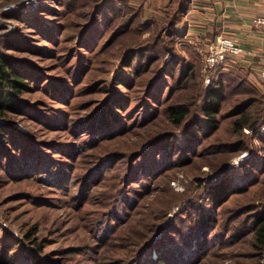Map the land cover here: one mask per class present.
<instances>
[{
    "label": "trees",
    "instance_id": "obj_1",
    "mask_svg": "<svg viewBox=\"0 0 264 264\" xmlns=\"http://www.w3.org/2000/svg\"><path fill=\"white\" fill-rule=\"evenodd\" d=\"M186 3L149 0L145 6V0H52V7L41 6L38 12L55 18L48 27L53 32L35 33L39 41L47 40L56 47L41 49L31 36L18 32L0 39V185L39 178L55 165L47 154L57 150L66 159L75 154L94 157L92 167L78 175H64L66 164L52 177L57 185L76 186L80 197L87 196L111 162L127 157L130 169L122 185L103 189L97 208L90 211L92 229L100 235L108 234L113 222L135 223L137 248L123 264H204L235 245H248L236 255L258 259L264 253V209L259 210L255 203L264 201V132L259 134L263 149L256 148L243 163L230 164L233 156L251 150L244 128L258 132L264 126V92L247 80L246 71L235 66L216 67L205 84L197 54L184 57L176 47L175 26ZM37 13L33 21L41 24ZM97 28H110V33L94 53V61L104 67L108 60L118 59L124 73L108 83L89 75L81 88H71L73 81L82 83L87 68L82 78L76 76L85 65L80 59L85 57L87 38ZM67 30L68 38L61 37ZM70 35L74 36L71 45L59 53L62 38L68 41ZM10 50L44 60L60 56L68 60L60 75L50 77L27 58H13ZM168 54L171 60L166 64ZM80 92L90 98L73 105L71 113L61 109V115H56L54 103L68 104ZM101 92L108 94L103 100L95 97ZM37 93L50 99L36 97ZM18 117L33 121L39 129L20 131L14 126ZM222 122L230 128L229 137L218 130ZM43 128L63 130L72 141L40 140L37 130ZM116 135L123 140L133 136L131 141L137 147L126 152L108 146L106 154L97 153L101 143L106 146ZM140 146L147 148L139 151ZM206 166L214 175L201 177ZM178 167L188 178L182 182L183 190L170 185ZM163 176L161 191L167 194L163 206L140 214V195L160 188L152 185ZM258 182L250 197L231 202L232 196L247 192ZM169 213L171 217L166 219ZM147 233L141 241L140 235ZM29 234L25 239L33 244L36 234ZM22 246L20 241L13 243L0 236V264H28L32 257ZM152 249L157 252L155 259ZM21 257L26 261L18 263Z\"/></svg>",
    "mask_w": 264,
    "mask_h": 264
},
{
    "label": "rangeland",
    "instance_id": "obj_2",
    "mask_svg": "<svg viewBox=\"0 0 264 264\" xmlns=\"http://www.w3.org/2000/svg\"><path fill=\"white\" fill-rule=\"evenodd\" d=\"M23 0H0V39H5L9 37L12 33L18 32L21 35L31 36L34 39V43L37 47L41 49H49V47H56L49 44L47 40L39 41L37 33L40 30H47L49 33L53 31L48 27H51L54 23L55 18L52 16H41L38 12L41 6L51 5L52 0H37V7L31 11L24 12L19 9L9 10L8 6L11 4H18ZM38 12V13H37ZM42 19L41 24L35 23L33 20V15H36ZM160 17V16H159ZM158 17V18H159ZM147 19L150 16H146ZM85 19V18H84ZM151 19V18H150ZM33 22V23H32ZM36 24V26H34ZM69 25V23L67 24ZM36 27V28H33ZM98 29V30H97ZM95 33L89 35L85 43V57L80 59L84 67H80L78 75L86 69L82 83L72 82L71 88L78 90L87 81V76L95 75L97 78H105L107 83L110 79L114 78L118 74H123L124 70L118 59L108 60L105 66L99 61H94V53L101 46L102 41L110 33V28H97ZM61 37L69 36L70 31L64 32ZM74 36L70 35V39L67 41L66 38H62L59 43V53H63L71 45ZM25 47L24 45L20 46ZM177 51L184 57H190V53H187L181 48L180 45H176ZM9 55L14 57H19V59L35 63L38 67H42V70L47 71L50 77L61 74V68L64 65V60H68L67 57L63 56L54 58H46L28 55V53L17 51H9ZM187 54V55H186ZM62 57V58H61ZM85 60V63L83 62ZM171 60V55L168 54L165 57V63H169ZM76 61L74 58L71 62ZM200 71L201 63L200 60ZM88 64V67H87ZM58 65V66H57ZM165 67V64H164ZM82 78V76H81ZM80 78V79H81ZM78 81V80H76ZM111 89V88H110ZM110 89H106L110 91ZM40 98H48L42 94L37 93L35 96ZM103 92L96 94L95 97L104 99L106 96ZM88 97V98H87ZM90 96L81 95L78 93V97L72 96L70 98V103L62 104V102L54 103V107L58 109L56 115L60 116L61 109H65L67 112H72V106L77 104L82 100L89 99ZM51 113V111H50ZM72 115V114H71ZM19 118V117H18ZM128 121V120H127ZM227 121V120H225ZM224 122V121H223ZM219 124L218 130H220L221 135L229 137V127L225 128L224 123ZM14 126L23 132H30L39 129L34 125L33 121L20 118ZM46 131V132H45ZM49 129L43 128L42 130H37V137L43 141L54 142L55 140L60 143H71V136L63 130H56L50 132ZM264 129L262 127L258 132L249 131L246 133L243 130V135L245 138L251 142V150H247L248 157L244 160H248L257 149H263L262 143L260 141V133H263ZM130 137H126L128 141L122 139V135H116L111 139L106 141V146H98L99 149L97 153L104 155L107 153L106 148L115 149L116 147H121L124 151L129 152L130 149L137 147L134 141H131ZM147 147L140 146L139 151L145 150ZM260 151V150H259ZM244 152V151H243ZM262 152V151H261ZM263 153V152H262ZM240 155V154H239ZM238 155L231 158L230 164L235 166L231 162ZM47 157L53 160L55 164L53 168L46 173L39 174V178L30 177L27 180H22L18 182H5L0 185V236H7L10 242L18 243L19 241L23 245V249L26 250L32 257V260L28 264H123L125 260L130 258L133 251L136 250V229L135 223L132 225L126 223L124 225L113 222L112 229L108 230V234L100 235L95 232L93 227L91 210L97 208V203L100 201V192L106 188L116 189L122 185L123 177L126 172L129 171V164H127V157L122 158V160L113 161L109 164L105 171V174L96 182V186L93 188V192L89 193L87 196L84 194L81 197L76 193V186H71L66 188L67 185L61 186L57 185L56 181H52L54 171L62 169L64 165L68 164L66 173L80 174L83 169L90 166L94 157L88 155H74L73 159L61 158L57 150L51 154H47ZM243 161V162H244ZM242 162V163H243ZM90 166V167H89ZM127 169V170H126ZM176 178L171 181L170 185L175 190H183L184 180H188L184 175V170L181 167L175 168ZM63 175V177H64ZM209 175H214L208 167H203L201 172V177H208ZM105 182L103 183V181ZM261 180V179H260ZM213 181V180H212ZM260 182V181H259ZM259 182L254 186H249L247 192L238 193L232 198L231 202L237 201L240 198L250 197L252 191L255 187L259 185ZM103 183V185H102ZM165 184V177L156 180L153 186L160 185V188L153 189L148 195H140L139 208L141 207L140 214L145 213L146 210H151L153 207L163 206L164 199L167 194L161 191V187ZM256 205L259 210L264 209V201H256ZM139 214V215H140ZM137 215V218H139ZM171 217V213L166 219ZM135 218V220H137ZM134 221V220H133ZM34 233L35 236L32 239L34 243L27 241L25 239V234L31 236ZM111 232V234H110ZM140 240L143 241L148 237V233L140 235ZM31 239V241H32ZM136 244V245H135ZM248 248H240V246H231L223 249V255L213 257L212 260H208L207 264H261L264 263V253L258 259L248 258L247 255H242V253ZM251 248V247H250ZM240 250L241 255H236ZM236 252V253H235ZM151 256L155 259L157 252L152 249ZM25 262L26 259L21 257L18 263ZM204 263V264H206Z\"/></svg>",
    "mask_w": 264,
    "mask_h": 264
},
{
    "label": "crops",
    "instance_id": "obj_3",
    "mask_svg": "<svg viewBox=\"0 0 264 264\" xmlns=\"http://www.w3.org/2000/svg\"><path fill=\"white\" fill-rule=\"evenodd\" d=\"M149 0H145V6ZM186 11L176 24V45L187 53L198 49L224 35L235 40L241 53L224 68L236 67L246 71L247 80L264 92L259 82L260 68L264 62V29L253 24V19L264 15V0H187ZM187 55V54H186Z\"/></svg>",
    "mask_w": 264,
    "mask_h": 264
},
{
    "label": "built area",
    "instance_id": "obj_4",
    "mask_svg": "<svg viewBox=\"0 0 264 264\" xmlns=\"http://www.w3.org/2000/svg\"><path fill=\"white\" fill-rule=\"evenodd\" d=\"M9 10L19 9L24 12L31 11L37 7V0H23L18 4H11L8 6ZM253 24L257 27L264 29V15L255 17ZM1 24V19H0ZM199 60L201 63V74L204 77V82L207 85L210 82V73L216 67H228L241 53L240 45L228 36H218L214 41H210L207 45H203L198 49ZM259 82L264 86V62L259 72ZM264 129V126L262 127ZM246 133L249 129L244 128ZM247 152H242L238 155L233 162L234 165L242 163L247 157ZM238 162V163H237ZM264 264V263H261Z\"/></svg>",
    "mask_w": 264,
    "mask_h": 264
},
{
    "label": "clouds",
    "instance_id": "obj_5",
    "mask_svg": "<svg viewBox=\"0 0 264 264\" xmlns=\"http://www.w3.org/2000/svg\"><path fill=\"white\" fill-rule=\"evenodd\" d=\"M238 163V162H237Z\"/></svg>",
    "mask_w": 264,
    "mask_h": 264
}]
</instances>
